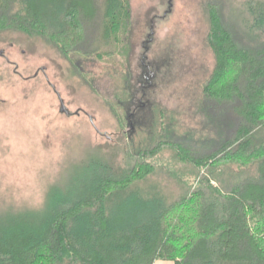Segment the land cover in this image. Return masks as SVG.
Returning a JSON list of instances; mask_svg holds the SVG:
<instances>
[{
	"label": "trees",
	"instance_id": "1",
	"mask_svg": "<svg viewBox=\"0 0 264 264\" xmlns=\"http://www.w3.org/2000/svg\"><path fill=\"white\" fill-rule=\"evenodd\" d=\"M208 10L200 109L212 133L104 163L41 213L1 214L0 264H264V1L247 2L244 31L220 0ZM130 30L129 0H0V32L38 36L74 68L119 57ZM162 149L170 169L152 161Z\"/></svg>",
	"mask_w": 264,
	"mask_h": 264
},
{
	"label": "rangeland",
	"instance_id": "2",
	"mask_svg": "<svg viewBox=\"0 0 264 264\" xmlns=\"http://www.w3.org/2000/svg\"><path fill=\"white\" fill-rule=\"evenodd\" d=\"M209 1L129 0L125 51L77 68L38 36L0 32V215L41 213L58 189L170 135L212 133L200 109L214 65ZM220 1L228 22H251L256 0ZM169 159L162 149L152 161Z\"/></svg>",
	"mask_w": 264,
	"mask_h": 264
},
{
	"label": "crops",
	"instance_id": "3",
	"mask_svg": "<svg viewBox=\"0 0 264 264\" xmlns=\"http://www.w3.org/2000/svg\"><path fill=\"white\" fill-rule=\"evenodd\" d=\"M156 261V260H155ZM169 261V260H168ZM171 262V261H170ZM170 262H167V264H172V262L170 263ZM153 264H154V262H153Z\"/></svg>",
	"mask_w": 264,
	"mask_h": 264
}]
</instances>
